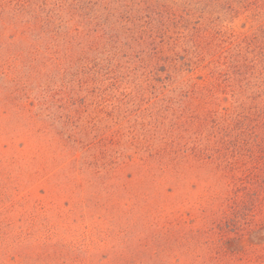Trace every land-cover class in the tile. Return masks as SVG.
Listing matches in <instances>:
<instances>
[{
    "label": "rangeland",
    "instance_id": "rangeland-1",
    "mask_svg": "<svg viewBox=\"0 0 264 264\" xmlns=\"http://www.w3.org/2000/svg\"><path fill=\"white\" fill-rule=\"evenodd\" d=\"M263 68L264 0H0V264H264L255 196L153 154L262 117Z\"/></svg>",
    "mask_w": 264,
    "mask_h": 264
},
{
    "label": "trees",
    "instance_id": "trees-1",
    "mask_svg": "<svg viewBox=\"0 0 264 264\" xmlns=\"http://www.w3.org/2000/svg\"><path fill=\"white\" fill-rule=\"evenodd\" d=\"M17 4L24 11L28 2L19 1ZM250 68L251 70H249ZM250 68H243L242 65L235 64L231 71L229 69L222 76H227V80H232L236 74L243 76L251 73L249 71L255 70L254 67ZM262 73L263 70L260 74L262 75ZM246 85H249V81ZM231 86L233 95L241 97V94H237L234 82ZM253 121L258 123L252 126ZM217 124V127L213 126L214 129H209L210 127L197 129L194 132L197 133L194 139H185L186 132L178 134L170 140L167 139L164 146L153 151L154 157L158 158L160 162L164 159L166 164L161 167L171 166L173 169L181 165L177 161L182 154L183 158L194 157L201 161L211 159L222 169L221 172L227 171L233 175L236 190L240 194L242 193V198L247 194L256 197L253 204V218L252 221H249L253 223L259 213L264 218V211H257L261 207L264 210V110H262V117L260 114L253 116L240 113L237 121L232 122L224 118ZM238 155L240 156L238 157ZM238 199L247 204L244 198L241 200L239 196H236L235 201L239 202ZM237 206L231 207L233 210H237ZM208 228L213 232V221L209 223ZM203 232L207 231L204 230L201 233Z\"/></svg>",
    "mask_w": 264,
    "mask_h": 264
}]
</instances>
